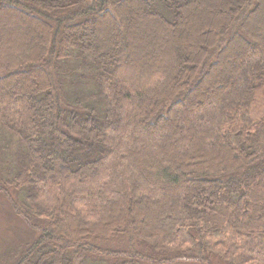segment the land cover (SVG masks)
<instances>
[{
    "label": "trees",
    "instance_id": "obj_1",
    "mask_svg": "<svg viewBox=\"0 0 264 264\" xmlns=\"http://www.w3.org/2000/svg\"><path fill=\"white\" fill-rule=\"evenodd\" d=\"M0 179V264H264V0H0Z\"/></svg>",
    "mask_w": 264,
    "mask_h": 264
},
{
    "label": "rangeland",
    "instance_id": "obj_2",
    "mask_svg": "<svg viewBox=\"0 0 264 264\" xmlns=\"http://www.w3.org/2000/svg\"><path fill=\"white\" fill-rule=\"evenodd\" d=\"M82 77L85 81L89 82L90 79L88 78L87 75H82ZM87 89H89V88H87ZM69 93H70L69 101L78 107L80 104L77 103L75 101V99L72 97V90ZM88 95L89 94L86 92L85 95L81 96V98H83V97L86 98V96H88ZM11 143L13 144L14 142H11ZM13 147H15V145H13ZM3 165L7 166L6 162L3 163ZM0 182H1V179H0ZM12 218H14V221L11 220ZM10 220H11V224L7 225V223L10 222ZM20 223H22V222H19L14 217L13 212H12L9 204L0 197V256L7 249H9V248L13 249L15 243L17 242V239L15 238L14 233L12 236V233L9 231V229L12 228V226H14V225L19 226ZM21 228H23V230L25 231L23 233L25 235V237L28 236L29 239L35 237V232L31 228H28V226L24 225ZM29 229H31L32 233L30 232ZM107 247H110V242L107 244ZM124 248L126 249V246ZM124 248H122V249H124ZM11 256L12 255H9L10 260H11ZM123 256H126V255H123ZM107 258L110 259V257H107ZM6 261H8L6 258L0 259L1 263H4Z\"/></svg>",
    "mask_w": 264,
    "mask_h": 264
}]
</instances>
